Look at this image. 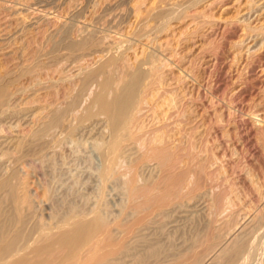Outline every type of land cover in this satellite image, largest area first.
<instances>
[{
    "label": "rangeland",
    "instance_id": "374dc122",
    "mask_svg": "<svg viewBox=\"0 0 264 264\" xmlns=\"http://www.w3.org/2000/svg\"><path fill=\"white\" fill-rule=\"evenodd\" d=\"M187 1H189L190 3L187 2L188 4L186 5L184 4V0H164V1L163 0H146V1L145 0H142V1L140 0H0V68H1L0 69V72H1L0 73V90H1L0 92H2L0 95V226H1L0 228L2 231L7 230L6 232H2L0 230V238H2L4 235L5 237L7 236V238L4 237L5 238L4 241H3L4 238L1 239L0 247H2L3 244L7 243L6 240L8 241V243L10 242L12 244V245H9L10 243L9 244L7 243V245H9L7 246L8 251L10 249H14V248L16 249L17 245L18 244L20 245L21 243L20 246L18 245L21 248L18 251L19 254L17 253L15 255L16 257L12 256L13 258L26 256L27 259L30 260L29 258L32 257L33 260H30L29 262L27 261L28 264H31L35 259L34 256H31L33 254L30 253L35 248L34 245L38 246L40 244L39 242L43 243L42 240L46 241L47 237L49 236L48 233L49 234L52 233L51 235L54 234L52 237L50 235L51 237L50 239L55 238L56 235H58V234H55L56 231L57 232L59 231L57 227L61 225L62 219L68 218L73 212L76 213L77 215L74 217L75 219L71 218V220H69L70 226H72L74 224L73 222L82 220L84 218L88 219L90 217L89 214L92 215L91 213H89L88 215H85L86 217H84L83 212H87L89 210L90 211L97 210V209H98L97 211H100V213H102L103 210L105 209L103 212L104 217H106V219L108 218V221L111 220L110 223L108 222L109 223L108 226L114 225L113 223L114 221L116 224V219L118 221L123 219L125 223H131L137 217L140 218L142 216H145L149 212L150 214L149 216H151V221L153 219V222L154 221L155 222L154 223L152 222L151 224V221H150V223L148 224V227L150 228L147 227L146 231L144 232V236L146 234L145 237H148L149 239L151 237L154 238L156 236L158 239L156 238L154 239L161 240L160 241L161 243L164 241L165 247L163 246V243L161 244V246H163L162 251L165 250L166 253L168 251L175 252V253H171L172 254L171 256L173 257V259H170L172 257L169 256L170 257L169 259L172 262L170 263L169 261L170 264H175V262H178L176 264H185L186 262L190 264L191 259L194 260L195 258L194 255L196 256L199 252L202 251L201 249L203 248V245L199 246L198 241L202 239L205 236V234L209 232L210 222H209V219H207L208 216H206L207 215L206 212H203L202 206L196 203L197 194L199 193L200 190L196 189L197 187L193 186L198 181L196 178H195L197 180L196 182L193 179L195 175H197L198 177L197 164L198 162H201V161L196 162L197 157L194 158L195 154L192 153L193 152L192 150L194 149L191 150L192 151L191 153L192 155L194 154V157H192V159H188L187 157L185 158L190 161L184 162L185 160L183 159L182 155H177V157L179 156L177 160L180 158L178 160L179 163L177 162L178 165L176 164L177 166H175L177 168L174 167L175 168L173 169L174 171L172 170V174H170L173 176L174 175L178 176V175H181L182 172H184V168L187 169V167L189 166L190 167L192 166L191 168L195 167L197 169L196 170L197 174L194 170L195 168H193L192 170L194 171L193 172L194 174H192L191 172L189 176V182L193 180V183L190 182L188 184V187L191 183L193 185L191 184L190 188L187 187V189H192L193 190L192 192L194 193H191V190L188 191L189 194L188 192H186L187 183H185L183 184L184 188L182 186L180 190V192L183 191L182 193H184V194L180 193L181 196L183 197V198L181 197L183 202L180 200L181 198L179 197V200H175L173 202L174 206L172 204L170 205L171 207H168L169 205L166 206L168 207L166 208V210L168 209V211H165L162 216L157 212V210L154 207H151L148 210L147 209L143 210L144 213L143 211H139L137 212L138 213L137 214L130 207L131 202L129 198V188L126 187L128 185L125 186V183L123 182V180L125 179H123V177L120 178L121 176L127 175L123 171L125 169L121 168L120 171H117L116 173L114 172L115 174L112 173L111 175L103 174V171L105 168L103 166H106V163H107L106 147L108 145H106L105 142L109 144L108 140H110L109 138L110 136L104 137L103 135H105L107 131L108 132L106 134L109 135V131H110L109 126H108L109 117L107 113H105L106 112L105 110L104 112L103 109L102 110L96 109L97 104L94 101L95 97L98 95L97 93H100V94L103 93L102 89L100 88L103 87V83L105 82V79H108V78L111 79V77H113L111 79V81H113L111 82V85L116 90V88H118L116 84L119 83L118 84L119 86L121 84V81H123V79L126 78L127 72H131L134 70V68L138 67L139 62L142 61V59L144 58V55L145 56L152 55L155 59V62L158 65L157 67V65L154 62L155 68L156 67L159 68V71L156 68L155 69L156 75H155L154 74L155 72L153 73L151 72L152 70L151 71L148 70L147 65H144L142 67V70H144L148 74V78L146 79L145 84H147L148 81L153 83V81L155 80L154 78H156L157 80H155L156 82L154 81L153 84H150L149 82L147 84L148 86L147 85L145 86L147 88L145 89L144 87V89L140 90L139 92V96L141 95L142 100L145 102L144 103L142 101L143 103L141 102L139 104L140 105L139 108L140 107L143 108L144 107L143 105H145L146 107H144L143 110H140L141 108L139 109V112H142L140 113L141 115L136 113V115L138 114L137 116L139 120L138 124L140 121H143V123L140 122V127H142L141 124L144 125L143 128H140V130L142 129L141 131L144 132L143 129L146 127L145 133L148 134V132L146 131H149V134H151L150 133L151 131L152 134H154V132L157 131L158 136L161 135L164 129L165 130L168 129L167 130L168 132L167 131L163 132L164 138L163 137L162 138L164 140L161 137H159V139L160 138L162 139V140L160 139L161 140L160 143H159V139L155 132V136L157 139L154 140V144H156L155 142L159 143L160 145L168 144L167 147L169 145L173 147V148L168 147V148H171L170 150L176 151V149L178 148L177 146H179L178 149H180V147L183 149L185 148L187 141L184 140L185 139L184 137L187 138L188 135L191 136L192 134H195V135H192L191 137L200 135L202 133L201 131L205 133L204 130H206L207 126L210 124V119L213 115V111H212L213 108L209 104L210 101L208 100L209 97L208 99H206L207 97L204 96L205 97L204 98L202 96V94L205 93L206 91L203 86L205 82H207L208 80L209 72L213 69V63H215V60L213 57L214 55L212 54L209 46L212 47V46L223 43V52L220 54L221 55L220 63L222 62V65H220L219 63V66L221 67L220 68L221 70L223 69L221 76H223L225 71H226L225 72L226 76L221 77L222 79L220 78L221 82L222 80L224 81L223 82L224 85L221 82H220V85L222 84L223 86L227 85L228 87H230L231 84L229 82H232V80H234L232 84L233 91H231V93L236 92L237 88H239L240 86L238 81H236V79L234 78L233 73H236L237 69L239 70V68L242 69L245 61L247 59L249 60L250 57L252 58V55L253 57H255V55L257 56L258 54L259 56H262L261 61H259L260 63L258 62L259 64L258 63L256 64V67L258 68V71L260 73L257 71V68H256L255 74L258 72V75L260 74L261 76L264 73V49L263 48L259 49L261 46V41L264 40V29H263L264 0H193V1L187 0ZM185 3H186V0H185ZM136 4L138 5V7H136L137 9H135ZM172 10H174L178 15H175L173 19L170 18L169 20H167V22H164L163 24H161V26L158 27V25L160 24L154 21V18L156 19L154 15L155 12L159 14L161 12L164 14H167ZM136 11H139V13H141L140 17L138 15L139 13L137 14L138 17H135L136 15L134 13H137ZM183 11H186V12H183ZM142 15H144L145 18ZM148 19H150L151 21ZM145 20L148 21L146 22L147 24L144 22ZM118 21H120V23ZM150 22L155 23V24L157 23L156 24L157 26L155 24L154 26ZM146 25H149L150 28H148ZM144 26L145 28L147 27L149 30L151 29V31H149L146 28V31L144 32L143 31L145 30ZM151 26H154L156 29ZM131 27L134 29H132ZM93 29L94 31L92 32ZM137 30L138 31L140 30L139 33ZM89 32H92V33H89ZM150 33L154 35L151 34L152 35L151 36L149 35ZM148 35H149V38L153 37L156 42L154 41L153 38H150V40L146 38L148 37ZM256 35L259 37H257ZM99 36L101 37L99 38ZM88 37L90 38L89 39L90 42L89 40H87L89 44L84 45V42H85L84 39H87ZM134 37L135 38L138 37V38L135 39ZM91 39L93 41H91ZM94 39L98 41L96 42ZM122 39H124V41ZM82 40L83 42H81ZM99 41L100 42L102 41V42L100 43ZM132 41H133V44H132ZM73 42L75 44L76 50L74 48ZM77 42L78 44L80 42L81 44L84 45V47L86 46V48H84L83 46H81V44H79L81 46L80 47L77 44ZM67 45L68 47L71 45L70 47H72V50L68 48ZM99 46L101 49L102 48L104 49V47H106L105 50L107 52L105 50L101 52L100 51L101 49L99 48ZM118 47L119 49L121 47V51L122 50L123 51L122 52L119 51ZM129 48L130 49L132 48V49L130 50ZM122 54L126 57L127 60L130 59V63L129 61L125 59V57ZM119 57H120V61L118 59ZM110 58L116 59V61L118 59V61L116 62L117 64H115L114 67H118V64H119L121 65L122 69H120V67H118L119 69L111 67V68H114V70L117 69L116 70L117 72L114 71L115 72L114 73L113 69L108 68L107 70L110 69L109 71H111L108 74H106L107 72H109L107 70L102 71L103 74H101V71L100 73L98 72L97 74H95L97 71H99L100 65H102L103 62H105L106 60ZM122 58L125 60H122ZM135 58L138 61H136ZM244 59L245 61L243 62ZM135 61L138 64L133 63ZM239 62L241 63V65L242 64L243 65L241 66ZM96 64H98L99 66H96ZM44 66L46 67V69ZM128 66L129 68L126 69ZM130 66H132L133 68ZM223 66L225 67L227 66L226 67L227 70H225L226 68L225 69L222 68ZM125 69L128 71H126L125 78L122 79V77H124L123 75H124ZM120 70L121 71L124 70V71L120 72ZM83 71L85 72L87 71L86 73L88 75ZM8 72L10 73L8 74ZM150 72H151V75L154 74L156 77L152 75L154 77L149 80V78L152 77V76L149 77ZM118 73L120 75L122 73L123 75L119 77L120 75L118 76ZM1 74L3 75L1 76ZM59 74H62V75H59ZM85 74L86 76H89V74H91L92 77L96 76L94 77L96 79H98L97 77H99L100 75V78L102 77V80L100 78H99L100 80L99 79L96 80L94 78L92 79L89 76L90 79L93 80L91 81L89 78L87 79ZM101 75H104V76H101ZM194 75H197V76H194ZM227 75L229 79L231 78L230 79L231 81L227 78ZM39 76H40V79H39ZM114 77L117 79L115 80ZM85 78L87 79L86 85L84 84V81H83ZM69 79L71 80V82ZM199 79L200 80L202 79V80L200 81ZM95 80L98 82H96ZM262 80L263 81L259 83L254 81L256 82V86H255L256 88L252 90L253 93L247 92V94H245L244 96L242 95L246 100V101L243 100L245 102L242 101L243 102L242 103L240 101L243 99V97H239V99H237V101H239L240 104L242 103L240 107L242 106L243 109L249 112H246L244 110V113H242L239 118L231 119L229 123L230 125L228 124L229 126L225 127L227 130H229L228 132L230 133V135L233 134L232 135L233 137L231 136V138L234 139V134L236 133L237 129L234 128L233 130L232 128L235 127V121L238 122L239 120V122L241 121V123L245 122V123H242V126L239 125L240 128H242V130L241 129L240 130L243 131V133H245L244 130L246 129V132H248L246 133L248 134L247 138L251 139V140L248 139V143H252V144H249L250 146H252L251 148L249 145L248 146L252 153H256L255 155L252 156V153L250 151L245 150L246 158H247L246 161H250L249 163L252 162L251 164L256 163V159L257 157H259V155L260 157H262L261 155H263L264 157V150H263L264 149L263 148L264 146V143H263L264 142V94H263L264 93L263 91L264 90V84H263L264 78H262ZM61 81H62V85H61ZM90 81H91L92 87L91 85L90 86L88 85L89 84L88 82ZM94 81L99 84H95ZM114 81H118V82L115 84ZM222 85H221V88L223 87ZM227 86L226 88L225 87L223 88L227 90ZM5 87H7L8 89L7 88L5 89ZM148 87H150L149 91H147ZM154 89L156 90L154 91ZM161 89L166 93H163ZM168 89L170 90L168 91ZM66 90H69V91H66ZM94 90L97 91V92H94L95 94H93ZM108 90L109 91L107 92L108 94H110L111 93L110 90L112 91V89H108ZM144 90L146 91L145 93L147 95L144 93ZM151 90L154 94L153 96L151 95L152 92L150 93ZM154 92L155 93L157 92V93L155 94ZM171 92L173 93L168 95ZM91 93L93 95H91ZM108 94H107V97H108ZM142 94H145V98H144V95L142 96ZM90 95L94 98L93 99L90 97L92 101L86 99V98L89 99V97L87 96H90ZM94 95L96 96L94 97ZM170 96H173L174 98L176 96L177 100L173 99ZM146 97L148 98L149 102L153 100L150 105ZM152 97L154 98L152 99ZM108 98H111V97L109 96ZM166 98H168V102ZM3 99L5 102L3 101ZM85 100L88 101L87 103L89 104H87V108H85V110L86 109L87 110L84 111L85 112L84 113L83 112L84 106L82 105L84 103H85L84 105H86ZM164 100H166V102H163ZM172 100H173V103H175V105L172 103ZM93 102L96 104V105L94 104V107H95L94 109H93ZM161 102H163L164 104H162ZM159 104L160 106L162 104V106L160 107ZM254 108L258 110L256 111ZM81 109H82V112H81ZM91 109H92V114H91ZM218 109L220 110L221 108L218 107ZM251 109L253 110V113ZM152 110H155V111H152ZM161 110L162 112L164 111L165 112L162 113ZM175 110L177 112H175ZM89 111H90V114H89ZM93 111H96L97 113L101 111L102 116H103V113L105 115L101 117V115L98 116L99 114ZM188 111H189V114H188ZM80 112L81 114L83 113L84 115H81V116L80 114L78 115V113ZM250 112L252 114H250ZM172 113L174 114L173 116L177 114L176 117H174L175 119L171 115ZM77 115L80 117L77 118ZM94 115L96 116L94 117ZM182 116H185V117L182 118ZM209 116H210V119H208ZM86 117H88L89 119L91 118V119L89 120ZM82 118L84 119V121L82 120ZM85 119H88V120H85ZM198 120H199V123H198ZM164 121H166V123ZM178 121H180L181 123ZM204 122L205 123L209 122V124L207 125ZM232 122H234L233 126L231 125ZM239 122L238 124H241ZM185 123L188 125L186 126ZM175 124H179V125H175ZM195 126L197 128H195ZM200 127H202L204 130ZM160 129L163 131H161ZM174 129H177L178 133L179 131H181L180 132L181 134H178L176 132L177 130H174ZM222 129L223 128L219 129L218 131L219 134L217 133L214 134L211 132V134H214L213 136L212 135L210 136V133H209V136L211 138L215 137V139L210 138L211 139L210 140L209 136H207L210 143L214 145L215 144L218 145V141L216 140V138L220 137L219 139L221 140L222 139L221 136H223L222 132L226 133L225 131H223L226 129H223V130ZM186 130H188L189 132L193 131L194 133L193 132L192 133L190 132L191 134L187 133ZM141 131L139 132L144 135V133ZM232 131L234 133H231ZM183 132L187 133V136L185 134H182ZM147 134L144 135L145 138L144 137L142 138L141 136V140L144 142L142 144L141 143L142 141L140 140L141 141L140 143L143 146L145 145V143H147V141L145 142L146 138L148 137ZM165 134L166 135L168 134V135L166 136ZM236 134H235L234 140H236V138L238 137ZM224 136H223L224 138L229 137V136L226 137V135ZM197 137L191 138L192 140L196 139L195 140L196 144H197L196 141H198L197 139H199V136ZM166 138L168 140V141L166 140L167 144L165 141ZM232 139L230 141L229 140L224 141L226 139L223 140L226 144V150H227L226 152L225 151L223 152V148L221 145H218V147L215 149L217 156L220 158L221 161H223L222 163L224 164L222 163L218 164V162H220V160H218V162H216L214 165L216 167H219L222 174H225L226 172L225 174L226 176L229 175V173L231 172V168L227 167V165L228 166L231 165L229 163V156H233L231 157V159H234V157L236 156L233 155V152H235L239 147H240L239 148L240 151L244 150L242 147L243 145L241 146L240 140H238V138L237 140L239 142L236 140L237 142L233 141V143L228 144L229 142L232 141ZM163 141L165 142L163 143ZM176 142H178L179 144ZM181 142H184L185 144ZM192 142L194 144V141ZM234 142L236 143V145ZM255 142L256 144H254ZM140 143H139L140 146L138 145L139 148L143 147ZM180 143L182 145L184 144V147L181 146ZM175 144L177 146H175ZM232 144L235 147H232L233 146ZM229 146H231L234 149H232ZM145 148H146V145H145ZM145 148L143 149L140 148L141 149L140 151L142 150L144 151ZM137 149L138 147L136 148V151ZM228 149L229 150L231 149L233 152L231 151V154H230ZM239 149L236 151L237 154L240 152ZM180 150L181 151H179L177 154L183 153L182 149ZM253 150H256V151H253ZM220 151H222L223 153ZM247 152H250L249 155H251V157L248 158L249 155L247 154ZM258 152L261 154H258ZM139 153L136 152L137 155ZM136 154L133 155L132 153V155L130 154L129 157H128L129 155L128 154L126 156V159L125 157L123 159L125 160L129 159L128 165L133 164V162L135 163L136 161L135 159L138 158L136 157ZM237 154L235 153V155ZM139 155L141 156V154ZM227 155H229L228 158H226ZM131 157L132 158L136 157L134 158L135 161L131 159ZM263 157L262 159H264ZM198 158L199 160L202 159L201 156H199ZM125 160L123 162H125ZM132 160L133 162H131ZM191 161L193 162L195 161L196 163L195 162L194 163L196 165L193 166L192 164L194 163H191ZM151 162L150 160L149 161L147 160V162H141L142 164L141 163L138 164L140 165V167L137 166L138 168L136 170L138 171L136 172L140 173V175L135 173V176L138 177L137 175H139V177L142 179H140L139 177H138L139 179L136 178L138 179L137 181L140 180L137 183L141 185V181L143 180L142 182H144V179H146L145 182H147V180L151 181L156 178L154 180V184L157 182L156 184L157 185L159 184L158 187L160 188V185L163 186L161 180L164 177L163 174L165 173V171L162 170V167L157 166L158 162L156 160H154V162L153 161ZM182 162L186 164L184 165ZM187 162H190L191 165L189 164V166H187L188 164ZM179 164L181 165L179 166ZM182 164L184 166H182ZM244 164L246 163L244 162L243 165ZM128 165L127 163H125L123 166L127 167ZM155 165L157 166L158 169H156ZM220 165L224 166L223 169L225 168V171H222V166ZM181 166L184 168H182ZM208 167L210 168V166ZM191 168L189 169L190 171H192ZM244 168H243L244 170L243 172L247 173L246 180H248L247 182H249L250 184L251 182L249 178L251 177H249L248 174L249 173L251 174L253 170H250L251 171L250 172L249 171L250 168L248 169H244ZM211 169L212 167L209 170ZM179 170H183L181 174H178L180 173ZM209 170H206V171H209ZM220 170H218L219 173L217 171H215V173H218L222 177V174H220ZM246 171H248L249 173ZM175 172H178V173L175 174ZM258 173L257 171L253 172V178L255 177L254 179H256ZM113 175H115V177ZM162 175L163 177H160ZM219 175H217L216 178ZM240 175L245 176L244 173ZM124 177L129 179V177H126V176ZM223 177L220 180H223ZM232 177H237V174H234V176L232 175ZM205 178L206 179H202L204 180L203 183H206L205 182L206 180H208L207 183H209L210 179L209 178L207 179V177ZM125 182L127 184V181ZM238 182L240 183V181ZM148 183H153V181L148 182ZM207 183H206V188H208L207 185H209ZM162 186L161 188H163ZM192 186L193 188L196 189L197 193L194 191L195 189H193ZM238 186H240V184ZM239 192L241 193V191ZM25 193L27 194L26 196H25ZM195 193H196V196H195ZM191 194L193 195V197H191ZM188 196H189V199L191 197L190 200L188 199ZM17 198H19L20 200L23 198L21 203L19 202L20 200ZM27 200H29V204L28 202H24ZM262 200L264 201V198L261 199L260 208H264L262 206L264 204ZM176 201L178 205L175 204ZM178 201L181 206L179 205ZM99 203H102V204H99ZM96 204L98 205V207ZM86 208L87 209L90 208V209L87 210ZM99 208H104V209H101L102 210L101 211L99 210ZM84 209L87 211H85ZM154 209L156 211H153ZM78 210H84V211H82V214H81V211H79L78 212L80 214L79 215L77 213ZM68 212L69 214L66 215ZM64 214L66 216H64ZM62 216L63 218L61 219ZM153 216H157L156 218H160L161 220L160 219L157 220ZM59 218L61 219V221L59 220ZM154 219H156L157 221ZM249 221L247 220V222L249 223L247 224V226H244L246 224L245 222H241V224H238L236 227L237 228L239 227L240 229L241 227H248L249 225H251ZM54 223L55 224L58 223V224L55 225ZM187 224L189 226H187ZM2 226H4L5 229ZM70 226L69 227L67 226L65 229H69ZM111 226L110 228H113V229H110V228L109 229L111 233L114 232L113 233L114 235L117 232L116 233L117 236L115 235V237H117L119 242L127 241L130 239V238L129 239L127 238L128 236L130 237L131 235L127 234L128 236H126L125 234L121 232L120 228H118L117 226H113V227ZM64 227H63V230H64ZM8 228L10 230H8ZM50 228L51 229L53 228V229L51 230ZM260 229L263 230L264 232V225ZM189 230H193V232ZM259 230H258L259 233H257V236L258 235L262 236V233H260L262 231L261 230L259 231ZM195 231L198 234H196ZM43 234L44 236L46 235V237H44L45 239L41 238L42 240L40 241L39 236ZM113 234H111L112 237H113ZM160 234L163 236H161ZM198 238L200 239L197 241ZM36 239H38L39 242H37ZM262 241H264V234L262 237ZM15 242H17L16 243L17 245L14 247L13 243ZM23 245L25 247H23ZM31 245L33 246L32 249L30 248L31 251L30 249H26V248L31 247ZM21 246L23 247V249ZM7 247L6 246L4 247V245L2 247L3 252L6 254L8 252L6 250ZM165 248H167L168 251H166L167 249ZM191 248H192V251H191ZM187 251L189 252V254ZM196 252L197 254H195ZM262 252L263 253H261V256L258 257V261H255L256 262L255 264H257V262L260 263L259 262L260 259H261L260 261L264 259V244L262 245ZM174 254H176V256H179V257L176 258ZM42 257H44V255H42ZM8 260L10 261L13 259H11L10 257V259L8 258ZM183 260H185L184 261L185 263L183 262ZM7 262H4V263L7 264Z\"/></svg>",
    "mask_w": 264,
    "mask_h": 264
},
{
    "label": "bare ground",
    "instance_id": "6f19581e",
    "mask_svg": "<svg viewBox=\"0 0 264 264\" xmlns=\"http://www.w3.org/2000/svg\"><path fill=\"white\" fill-rule=\"evenodd\" d=\"M140 1H142V0H140ZM146 1V0H145ZM164 1V0H163ZM190 1H193V0H190ZM144 2V1H143ZM190 3L189 1H187L186 0V3H185V0H184V4H188V3ZM257 2V1H256ZM153 3H154V1H153ZM155 3H157V2H155ZM193 3V2H192ZM197 3V2H196ZM195 3V4H196ZM167 4V3H166ZM145 5V4H144ZM133 6H135V5H133ZM136 7H138V5L136 4V6H135V9H137ZM188 7V6H187ZM183 8V7H182ZM134 9V8H133ZM150 9H151V7H150ZM154 9V8H153ZM185 9V8H184ZM138 10H139V8H138ZM147 10H148V8H147ZM146 10V11H147ZM188 10V9H187ZM162 11V10H161ZM135 12V11H134ZM137 13H134L136 16L135 17H138L137 16V14L139 13V11H136ZM148 12V11H147ZM146 12V13H147ZM183 12H186V11H183ZM182 12V13H183ZM255 12V11H254ZM126 13V12H125ZM124 13V14H125ZM145 13V12H144ZM157 12H155V17H156V19L154 18V21L155 22H158L160 25H158V27L159 26H161V24H163L164 22H167V20H169L170 18H172L173 19V17H175V15H178L174 10H172V11H170L169 13H167V14H164V13H157ZM180 13V12H179ZM81 14H82V12H81ZM140 14L141 13H139L138 15H139V17H140ZM143 14V13H142ZM77 15H78V13H77ZM142 16H144V15H142ZM181 16V15H180ZM186 16V15H185ZM123 17V16H122ZM149 17V16H148ZM152 17V16H151ZM184 17V16H183ZM125 18V17H124ZM144 18H145V16H144ZM181 18V17H180ZM137 19V18H136ZM143 19V18H142ZM141 19V20H142ZM152 19V18H151ZM119 20V19H118ZM140 20V21H141ZM148 20H150V19H148ZM177 20V19H176ZM124 21V20H123ZM122 21V22H123ZM151 21V20H150ZM153 21V20H152ZM153 21V22H154ZM246 21V20H245ZM106 22V21H105ZM119 23H120V21H118ZM121 22V23H122ZM145 23L146 22H148L147 20H145L144 21ZM143 22V23H144ZM138 23V22H137ZM140 23V22H139ZM150 23H152V22H150ZM149 23V24H150ZM147 24V23H146ZM153 25L155 24V23H152ZM151 24V25H152ZM157 24V23H156ZM155 24V25H156ZM118 25V24H117ZM140 25V24H139ZM143 25V24H142ZM154 25V26H155ZM168 25V24H167ZM166 25V26H167ZM148 28H150L149 27V25H146ZM154 26H151V27H153V28H155ZM157 26V25H156ZM113 27V26H112ZM111 27V28H112ZM114 27H116V26H114ZM135 27V26H134ZM146 27V28H147ZM168 27V26H167ZM249 27V26H248ZM118 28V27H117ZM132 28V27H131ZM136 28V27H135ZM140 28V27H139ZM144 28H145V26H144ZM146 28H145V30H143L142 28V30L145 32L146 31ZM147 28V29H148ZM132 29H134V28H132ZM156 29V28H155ZM154 29V30H155ZM159 29V28H158ZM165 29H166V27H165ZM249 29V28H248ZM251 29V28H250ZM258 29V28H257ZM261 29V28H260ZM263 29H264V26H263ZM149 30V29H148ZM253 30V29H252ZM94 31V29L92 30V32ZM133 31V30H132ZM138 31V30H137ZM140 31V30H139ZM139 31H138V33H139ZM149 31H151V29L149 30ZM92 32H89V33H92ZM96 32V31H95ZM136 32V31H135ZM248 32V31H247ZM250 32V31H249ZM131 33V32H130ZM141 33V32H140ZM153 33H154V31H153ZM159 33V32H158ZM251 33V32H250ZM145 34V33H144ZM146 34H148V33H146ZM152 33H150L149 35H151ZM249 34V33H248ZM95 35V34H94ZM131 35V34H130ZM135 35V34H134ZM133 35V36H134ZM149 35H148V37H146V38H148L149 40H150V38H153V37H150L149 38ZM152 35H154V34H152ZM151 35V36H152ZM250 35V34H249ZM257 35H259V34H257ZM256 35V36H257ZM262 35V34H261ZM88 36V35H87ZM105 36V35H104ZM101 36H99V38H100ZM157 37V36H156ZM257 37H259V36H257ZM65 38V37H64ZM94 38H95V36H94ZM135 38V37H134ZM136 38H138V37H136ZM135 38V39H136ZM145 38V39H146ZM90 38L88 37L87 39H84L85 40V42H86V44H85V42H84V45H88L89 44V42H90V40H89ZM126 39V38H125ZM140 39V38H139ZM154 39V38H153ZM247 39V38H246ZM256 39H258V38H256ZM87 40H89V42L87 41ZM95 40V39H94ZM123 41H124V39H122ZM121 40V41H122ZM131 40V39H130ZM91 41H93L92 39H91ZM96 41V40H95ZM98 41V40H97ZM96 41V42H97ZM138 41V40H137ZM153 41V40H152ZM154 41H155V39H154ZM81 42H83V40L81 41ZM88 42V43H87ZM100 42V41H99ZM102 42V41H101ZM100 42V43H101ZM131 42V41H130ZM156 42V41H155ZM106 43V42H105ZM112 43V42H111ZM115 43V42H114ZM129 43V42H128ZM239 43V42H238ZM64 44V43H63ZM73 44H74V42H73ZM77 44H78V42H77ZM79 44H81L80 42H79ZM78 44V45H79ZM122 44V43H121ZM127 44V43H126ZM125 44V45H126ZM132 44H133V41H132ZM78 45H76V46H78ZM84 45L83 44H81V46H83L84 47ZM91 45V44H90ZM106 45V44H105ZM120 45V44H119ZM63 46V45H62ZM71 46V45H70ZM68 47V45H67V47L68 48H70L71 50H72V47ZM73 46V45H72ZM80 46V45H79ZM80 46V47H81ZM103 46H104V44H103ZM109 46V45H108ZM246 46H247V44H246ZM245 46V47H246ZM58 47V46H57ZM80 47H79V49H80ZM124 47V46H123ZM128 47H129V45H128ZM210 47V50H211V52H212V54L214 55L213 57H214V60H215V63H213V69L209 72V77H208V80H207V82H205V84H204V88H205V93H203L202 94V96L204 97H207L206 99H208V97H209V101H210V105H211V107L213 108V115H212V117H211V119H210V116H211V114H210V116L208 117V119H210V124H209V122L208 123H205V124H209L208 126H207V128H206V130H204L202 127H200V128H202L204 131H205V133H203V131H201L202 133L200 134L199 132V134L200 135H197V136H199V139H197L198 141H196L197 142V144L195 143V140L196 139H194V140H192L191 138H196L197 136H194V137H191L192 135H195V134H192L191 136L190 135H188L189 137H191V138H189L188 136H187V133H192L193 131H188V130H190V129H188V130H186L187 131V133H184V132H186V131H184L182 134H185L186 136H187V138L186 137H184L183 139L184 140H186L187 141V144L185 145V148L183 149V148H181L180 147V149H182V151H183V153H181V154H177L179 151H181L180 149H178L179 148V146H177L176 144H175V146H177L178 148L176 149V151L175 150H170L171 148H173V147H171L170 145L168 146V147H171V148H168L167 147V138L165 139V141H166V144L167 145H165V144H162V145H160L159 143L161 142V140L164 138V136H163V132L164 131H167V130H165L164 129V131L163 130H161V131H163L162 133L161 132H159V133H161V135H159L158 136V134H157V131H155L156 132V135H157V137H158V139H159V137H163L161 140L159 139V143H157V142H155L156 144H154V140L155 139H157L156 138V136H155V132H154V134H152V132L150 131V133L152 134H149V131H146V132H148V134L150 135H148L147 133H145V128L143 129L144 130V132L143 131H141L140 130V128H143V126L144 125H142L141 124V126L142 127H140V122L141 123H143V121H140L139 122V124H138V114L139 115H141L140 113H142V112H139V109L140 110H143V108L144 107H146L145 105H143L144 107L142 108V107H140L139 108V104L143 101L142 100V98H141V95L139 96V92H140V90H142V89H144V87L150 82V81H148V83L147 84H145V82H146V79L148 78V74L144 71V70H142V67L144 66V65H147L148 66V70H152L151 72H155V69L158 67V65H157V63L155 62V59H154V57L152 56V55H149V56H145L144 55V58L142 59V61H140L139 62V65H138V67H136V65H135V67L136 68H134V70L133 71H131V72H127V74H126V71H128V70H126V69H128L129 68V66L125 69V72H124V75L121 73V75H123L124 77H122V79L123 78H125V74H126V78L125 79H123V81H121V84L118 86V84H116L118 81H114V83L117 85V87L118 88H116V90H115V88H113V86L111 85V82H113V81H111V79L113 78V77H111V79H105V82L103 83V87L102 88H100V87H98V88H100V89H102V92L103 93H97L98 95L96 96V95H94V97H95V99L91 96V95H93V94H95L94 92H97V91H93V94L91 93V95L90 96H87V97H89V99L88 98H86L87 100H91V98H93L94 99V101H95V103L97 104H95L94 102H93V109L95 108L94 107V104L98 107V106H100V107H96V109H100V110H102L103 109V111L105 112V113H107V115H108V117H109V119H108V122H109V135H107L106 133L108 132H106L105 133V135H107V136H105V135H103L104 137H109L110 138V140H108L109 141V144L108 143H106L105 142V144L106 145H108L107 147H106V153H107V163H106V166H103V167H105L104 168V171H103V174L104 175H107V174H112V173H116L117 171H120V169L122 168V169H125V170H123L124 172H125V174H127V175H124V176H126V177H129V179L128 178H125L124 176H121L120 178H122L123 177V179H125V180H123V182L125 183V186L126 185H128V186H126L127 188H129V198H130V202H131V208H132V210L133 211H135L136 213L137 212H139V211H143V210H148V209H150L151 207H154L156 210H157V212L162 216L163 214H164V212L165 211H168V209L166 210V208H168V207H171L170 205L172 204L173 206H174V201L175 200H179V197L181 198L182 196H181V194H184V193H182V192H180V190H181V188H182V186H183V188H184V185L183 184H185V183H187V185H186V189H187V187H188V184L190 183V182H192L193 183V180L196 182L197 180V184L195 185H193L192 183V185L193 186H195V187H197L196 189H199L200 191H199V193L197 194V199H196V203H198L200 206H202V209H203V212H206V216H208V218L207 219H209V222H210V224H209V232L207 233V234H205V236L202 238V239H200V238H198L197 239V241H198V245L200 246H202L203 245V248L201 249L202 251L201 252H199L198 254H197V252L195 253V254H197L196 256L194 255V257H192V258H194V260H192L191 259V261H193V262H191L190 260V264H255L256 262L255 261H258V257H260L261 256V253H263L262 252V245L264 244V241H262V237H263V234H264V232H263V230H261L260 228L264 225V208H260V203H261V199L262 198H264V159H262V157H263V155H261L262 157H260V155H259V157H257V159H256V163L255 164H251V163H249L250 161H246L247 160V158H246V151H250L251 152V150H250V148L252 147V146H250L249 144H252V143H248V139L249 138H247L248 136V134H246V133H248V132H246V129L244 130L245 131V133H243V131H241L242 130V128H240V126H242V123H245V122H242L241 123V121L239 122V120H238V122L239 123H241V124H238V122L237 121H235V127H233L232 129L234 130V128H236L237 129V131H236V135L238 136H236L237 138H238V140H240V143H241V146L243 147V149L244 150H242V151H240V147L238 148L239 149V153L237 154V150L235 151V152H233L231 149L229 150V152H230V154H231V151L233 152V155L234 156H236V157H234V159H231V157H233V156H229V155H227V157L226 158H228V156H229V163L231 164L230 166H228L227 165V167H230L231 168V172L229 173V175H225L226 174V172H225V174H222V172H221V170L219 169V167H216L214 164L216 163V162H218V160H220V158L217 156V153L215 152V149L218 147V145H221L222 146V148H223V152L225 151H227L226 150V144H225V142L224 141H227V140H229L230 138H231V136L233 135V134H231L230 135V133L228 132L229 130H227L225 127L226 126H229L230 124V121H231V119H237V118H239L240 117V115L242 114V113H244V110L245 109H243V107L241 108L240 107V105L243 103V102H245L246 100H245V98L243 97L245 94H247V92H252L253 93V89H255L256 87V82L257 83H259V82H261V81H263L262 80V78H264V73L260 76V74L258 75V68L256 67V64L259 62V61H261V59H262V56H259V54L256 56L255 55V57H253V55H252V58L250 57V59L248 60H246L245 61V59L243 60V62L245 61V63H244V66H243V68L242 69H240L239 67H237V68H239V70L237 69V71H236V73H233L234 74V78L236 79V81H238V83L240 84V86H239V88H237V91L236 92H234V93H231V91H233V88H232V84H233V81L234 80H232V82H229L230 84H231V86H230V84H229V86L231 87H228L226 84V86H227V90L225 89L226 88V86H223L224 85V81L222 80V82L220 81V78L221 77H223V76H226L225 74V72H224V74H223V76H221V73H222V70L220 69L221 67L219 66V63H220V58H221V53L223 52V43L222 44H218V45H215V46H209ZM244 47V48H245ZM55 48V47H54ZM62 48V47H61ZM74 48H75V44H74ZM78 48V47H77ZM84 48H86V46L84 47ZM99 48H100V46H99ZM105 48L106 47H104V49L102 48H100L101 50V52H103V50H105ZM261 48H263L264 49V40H262L261 41V46H260V48L259 49H261ZM60 49V48H59ZM82 49V48H81ZM118 49H119V47H118ZM130 49V48H129ZM128 49V50H129ZM132 49V48H131ZM130 49V50H131ZM54 50V49H53ZM57 50V49H56ZM75 50H76V48H75ZM85 50H87V49H85ZM162 50V49H161ZM83 51V50H82ZM106 51V50H105ZM104 51V52H105ZM119 51H121V47H120V49H119ZM123 51V50H122ZM121 51V52H122ZM125 51V50H124ZM127 51V50H126ZM164 51V50H163ZM261 51V50H260ZM38 52V51H37ZM90 52V51H89ZM93 52V51H92ZM107 52V51H106ZM259 52V51H258ZM257 52V53H258ZM39 53V52H38ZM99 53V52H98ZM120 53V52H119ZM125 53V52H124ZM123 53V54H124ZM87 54V53H86ZM100 54V53H99ZM122 54V55H123ZM143 54H144V52H143ZM153 54V53H152ZM35 55V54H34ZM37 55V54H36ZM39 55V54H38ZM74 55V54H73ZM82 55V54H81ZM104 55V54H103ZM102 55V56H103ZM121 55V54H120ZM148 55V54H147ZM115 56V55H114ZM119 56V55H118ZM124 56V55H123ZM126 56H127V54H126ZM34 57V56H33ZM109 57V56H108ZM121 57V56H120ZM120 57L118 58L119 59V61H120ZM125 57V56H124ZM129 57V56H128ZM127 57V58H128ZM257 57V58H256ZM35 58V57H34ZM83 58V57H82ZM81 58V59H82ZM137 58V57H136ZM136 58H135V60H136ZM80 59V60H81ZM107 59V58H106ZM118 59H117V61H118ZM125 59H126V57H125ZM125 59H123L122 58V60H125ZM38 60V59H37ZM102 60V59H101ZM100 60V61H101ZM127 60V59H126ZM158 60V59H157ZM163 60V59H162ZM239 60V59H238ZM77 61V60H76ZM116 59H113V58H110V59H108V60H106L105 62H103V64L102 65H100V67H99V71H97L95 74H97L98 72L100 73V71H101V74H103L102 73V71H105V70H107L108 68H111V67H114L115 66V64H117L116 62ZM127 61H129V63H130V59L129 60H127ZM136 61H138V60H136ZM133 62V63H137V62ZM73 62V61H72ZM122 62V61H121ZM124 62V61H123ZM154 62H155V64L157 65V67L155 68V65H154ZM242 62V63H243ZM77 63V62H76ZM75 63V64H76ZM98 63V62H97ZM101 63V62H100ZM118 63H120V62H118ZM125 63V62H124ZM132 63V62H131ZM132 63V64H133ZM207 63V62H206ZM240 63V62H239ZM260 63V62H259ZM258 63V64H259ZM138 64V63H137ZM234 64H235V62H234ZM238 64V63H237ZM236 64V65H237ZM124 65H126V64H124ZM129 65V64H128ZM220 65H222V62L220 63ZM230 65H232V64H230ZM240 65H241V63H240ZM243 65V64H242ZM241 65V66H242ZM39 66V65H38ZM43 66V65H42ZM96 66H99L98 64H96ZM117 66V65H116ZM239 66V65H238ZM37 67V66H36ZM45 67V66H44ZM47 67H49V66H47ZM118 67H120V69H122V67H121V65H119L118 64ZM118 67H114V68H118ZM130 67H132V66H130ZM227 67V66H226ZM225 66H223L222 68H226ZM231 67V66H230ZM41 68V67H40ZM39 68V69H40ZM98 68V67H97ZM96 68V69H97ZM114 68H111V69H113V72L114 71H116V70H114ZM133 68V67H132ZM146 68V67H145ZM154 68V69H153ZM208 68H209V66H208ZM256 68H257V73L255 74V72H256ZM1 69V68H0ZM33 69V68H32ZM45 69H46V67H45ZM95 69V68H94ZM119 69V68H118ZM158 69V71H159V68H157ZM230 69V68H229ZM235 69V68H234ZM263 69V68H262ZM19 70V69H18ZM110 70V69H109ZM109 70H107V71H109ZM225 70H227V68L225 69ZM261 70V69H260ZM51 71H53V70H51ZM55 71V70H54ZM62 71H63V69H62ZM61 71V72H62ZM87 71H88V69H87ZM86 71V72H87ZM124 71V70H123ZM123 71H121L120 70V72H123ZM231 71H232V69H231ZM231 71H229V72H231ZM235 71V70H234ZM26 72H27V70H26ZM83 72H85V71H83ZM85 72V73H86ZM111 71H109V72H107L106 74H108V73H110ZM117 72V71H116ZM119 72V71H118ZM119 72V73H120ZM151 72H150V74H149V77H151L152 75H156V72L154 73V74H152L151 75ZM1 73V72H0ZM10 72H8V74H9ZM19 73V72H18ZM28 73H30V72H28ZM64 73V72H63ZM89 73V72H88ZM115 73V72H114ZM118 73V76L120 75ZM260 73V72H259ZM23 74V73H22ZM87 74V73H86ZM86 74H85V76H86ZM117 74V73H116ZM115 74V75H116ZM200 74V73H199ZM198 74V75H199ZM232 74V75H233ZM3 74H1V76H2ZM20 75V74H19ZM24 75V74H23ZM59 75H62V74H59ZM88 75V74H87ZM112 75V74H111ZM121 75L119 76V77H121ZM154 75V76H155ZM161 75V74H160ZM204 75V74H203ZM230 75V74H229ZM231 75V76H232ZM256 75V76H255ZM25 76V75H24ZM89 76L93 79L94 77H96V76H91V74H89ZM89 76H86L87 77V79L89 78L90 79V77ZM98 76V75H97ZM101 76H104V75H101ZM117 76V75H116ZM154 76H152L151 78H149V80L150 79H152ZM164 76V75H163ZM185 76V75H184ZM183 76V77H184ZM194 76H197V75H194ZM63 77V76H62ZM68 77V76H67ZM108 77H109V75H108ZM156 77V76H155ZM162 77V76H161ZM202 77V76H201ZM18 78V77H17ZM24 78V77H23ZM71 78V77H70ZM80 78H82V77H80ZM84 78V77H83ZM98 79L100 78V75H99V77H97ZM227 78H228V75H227ZM256 78V79H255ZM39 79H40V76H39ZM86 79V78H85ZM83 80L84 81V84L86 85L87 84V79L86 80ZM94 79H96V78H94ZM98 79H96V80H98ZM101 80H102V77L100 78ZM99 79V80H100ZM114 79L116 80L117 78H115L114 77ZM122 79H120V80H122ZM155 80H157L156 78H154ZM153 79V80H154ZM161 79V78H160ZM159 79V80H160ZM222 79V78H221ZM229 79V78H228ZM231 79V78H230ZM229 79V80H230ZM255 79V80H254ZM62 80V79H61ZM64 80V79H63ZM70 80V79H69ZM82 80V79H81ZM91 80V79H90ZM95 80V81H96ZM154 80V81H155ZM162 80V79H161ZM200 80V79H199ZM202 80V79H201ZM200 80V81H201ZM38 81H40V80H38ZM67 81V80H66ZM89 81V80H88ZM91 81H93V80H91ZM91 81L90 82H88L89 84V86L91 85V87H92V84H91ZM94 81V82H95ZM154 81H153V83H154ZM164 81V80H163ZM231 81V80H230ZM254 81H256V82H254ZM70 82H71V80H70ZM81 82V81H80ZM79 82V83H80ZM86 82V83H85ZM93 82V83H94ZM96 82H98V81H96ZM95 82V84H99V83H96ZM156 82V81H155ZM220 82L221 83H223V87H225V88H221V85H220ZM227 82V81H226ZM225 82V83H226ZM2 83H4V82H2ZM10 83H12V82H10ZM102 83V82H101ZM100 83V84H101ZM152 82H150V84H153ZM74 84V83H73ZM94 84V85H95ZM114 84V85H115ZM228 84V83H227ZM234 84H235V82H234ZM264 84V83H263ZM54 85V84H53ZM61 85H62V81H61ZM166 85V84H165ZM201 85V84H200ZM238 85V84H237ZM236 85V86H237ZM73 86V85H72ZM83 86V85H82ZM96 86V85H95ZM98 86V85H97ZM148 86V85H147ZM159 86V85H158ZM259 86V85H258ZM257 86V87H258ZM10 87V86H9ZM61 87V86H60ZM87 87V86H86ZM110 87H112V88H110ZM234 87V86H233ZM263 87V86H262ZM262 87H260V88H262ZM7 87H5V89H6ZM89 88V87H88ZM147 87H145V89H146ZM149 88L150 87H148V89H147V91H149ZM229 88V89H228ZM1 89H2V87H1ZM4 89V88H3ZM4 89V90H5ZM8 89V88H7ZM78 89H79V87H78ZM82 89V88H81ZM85 89H87V88H85ZM95 89V88H94ZM108 89H112V91L110 90V94H108V92L107 91H109ZM164 89V88H163ZM225 89V90H224ZM258 89V88H257ZM9 90H10V88H9ZM9 90H7V91H9ZM77 90V89H76ZM97 90V89H96ZM156 89H154V91H155ZM162 90V89H161ZM170 89H168V91H169ZM172 90V89H171ZM221 90V91H220ZM234 90H235V88H234ZM1 91V90H0ZM66 91H69V90H66ZM115 91H116V93H115ZM163 91V90H162ZM167 91V92H168ZM264 91V90H263ZM71 92V91H70ZM146 91L144 90V93H145ZM152 92V90L150 91V93ZM256 92V91H255ZM1 93L2 92H0V95H1ZM149 93V94H150ZM155 93V92H154ZM157 93V92H156ZM155 93V94H156ZM163 93H166V92H164L163 91ZM173 92H171V93H169L168 95H170V94H172ZM85 94V93H84ZM107 94H108V97L110 96L111 98H108L107 97ZM113 95V97H112V95ZM146 94V93H145ZM145 94H142V96L144 95V98H145ZM148 94V95H149ZM159 94V93H158ZM180 94V93H179ZM250 94V93H249ZM255 94V93H254ZM264 94V93H263ZM147 95V94H146ZM151 95L153 96L154 94H153V92L151 93ZM160 95V94H159ZM167 95V94H166ZM186 95V94H185ZM243 95V96H242ZM253 95V94H252ZM198 96H199V94H198ZM251 96V95H250ZM2 97V96H1ZM3 97H4V95H3ZM68 97V96H67ZM91 97V98H90ZM162 97V96H161ZM161 97H159V98H161ZM164 97H166V96H164ZM163 97V98H164ZM168 97V96H167ZM170 97H172L173 99H176V96H175V98L173 97V96H170ZM169 97V98H170ZM185 97H187V96H185ZM201 97V96H200ZM204 97V98H205ZM239 97H243V99L242 100H240L241 102L243 101V100H245V101H243L241 104L239 103V101H237V99H239ZM147 98V97H146ZM154 97H152V99H153ZM179 98V97H178ZM196 98V97H195ZM204 98H202V99H204ZM247 98V97H246ZM110 99V100H109ZM167 99V102H168V98H166ZM171 99V98H170ZM186 99V98H185ZM184 99V100H185ZM199 99H201V98H199ZM199 99H198V101H199ZM82 100V99H81ZM80 100V101H81ZM144 100H146V99H144ZM150 100V99H149ZM155 100V99H154ZM177 100V99H176ZM188 100H190V99H188ZM196 100V99H195ZM194 100V101H195ZM3 101H4V99H3ZM3 101H2V103H3ZM79 101V102H80ZM86 101V100H85ZM92 101V100H91ZM147 101H148V98H147ZM146 101V102H147ZM153 100H151V102H152ZM191 101H193V100H191ZM197 101V100H196ZM203 101V100H202ZM225 101V102H224ZM5 102V101H4ZM82 102V101H81ZM88 101H86V105H82V106H84L83 107V112L84 111H86L85 110V108H87V104H89V103H87ZM144 102V101H143ZM142 102V103H143ZM149 102V101H148ZM151 102H149V105L151 104ZM163 102H166V100H164ZM163 102H161L162 104H164ZM180 102V101H179ZM184 102V101H183ZM186 102V101H185ZM189 102V101H188ZM1 103V104H2ZM92 103V102H91ZM145 103V102H144ZM172 103H173V100H172ZM178 103V102H177ZM5 104V103H4ZM77 104V103H76ZM153 104V103H152ZM155 104V103H154ZM162 104H161V106H162ZM174 105H175V103H173ZM172 104V105H173ZM3 105V104H2ZM1 105V106H2ZM173 105V106H174ZM177 105V104H176ZM187 105V104H186ZM155 106V105H154ZM159 106H160V104H159ZM160 106V107H161ZM245 106V105H244ZM75 107V106H74ZM88 107H89V105H88ZM187 107V106H186ZM218 107H220L221 109L219 110L218 109ZM69 108V107H68ZM76 108H78V107H76ZM153 108V107H152ZM175 108V107H174ZM73 109V108H72ZM88 109H90V108H88ZM95 109V110H96ZM154 109V108H153ZM157 109V108H156ZM172 109V108H171ZM170 109V110H171ZM176 109V108H175ZM179 109V108H178ZM247 109V108H246ZM248 109H250V108H248ZM255 109V108H254ZM160 110V109H159ZM164 110V109H163ZM186 110V109H185ZM252 110V109H251ZM256 110V109H255ZM258 110V109H257ZM256 110V111H257ZM74 111V110H73ZM138 111V112H137ZM145 111V110H144ZM143 111V112H144ZM152 111H155V110H152ZM172 111V110H171ZM170 111V112H171ZM174 111V110H173ZM205 111V110H204ZM246 111V110H245ZM81 112H82V109H81ZM81 112L80 113H78V115L80 114V116L81 115H84L83 113L81 114ZM88 112V111H87ZM93 112H96V111H93ZM161 112H162V110H161ZM165 112V111H164ZM164 112H162V113H164ZM175 112H177L176 110H175ZM182 112V111H181ZM246 112H249V111H246ZM245 112V113H246ZM85 113V112H84ZM97 113V112H96ZM136 113H138L137 115H136ZM206 113H208V112H206ZM252 113H253V110H252ZM251 112H250V114H252ZM73 114V113H72ZM87 114V113H86ZM89 114H90V111H89ZM91 114H92V109H91ZM97 114H99L98 116H100L101 115V117H103L105 114L103 113V116H102V113H101V111L100 112H98ZM96 114V115H97ZM144 114V113H143ZM183 114V113H182ZM185 114V113H184ZM188 114H189V111H188ZM76 115V114H75ZM77 115V118L78 117H80V116H78ZM88 115V114H87ZM96 115H94V117L96 116ZM154 115H155V113H154ZM161 115V114H160ZM160 115H158V116H160ZM169 115V114H168ZM172 116L174 115L173 113L171 114ZM177 115V114H176ZM176 115L175 116H173V118L174 117H176ZM204 115V114H203ZM92 116V115H91ZM97 116V117H98ZM157 116V117H158ZM170 116V115H169ZM171 116V117H172ZM208 116V115H207ZM243 116V115H242ZM241 116V117H242ZM76 117V116H75ZM148 117V116H147ZM154 117V116H153ZM156 117V118H157ZM167 117V116H166ZM183 117H185V116H182V118ZM189 117V116H188ZM72 118H74V117H72ZM86 118H88V117H86ZM155 118V119H156ZM161 118V117H160ZM89 119V118H88ZM88 119H85V120H88ZM91 119V118H90ZM89 119V120H90ZM93 119V118H92ZM159 119V118H158ZM167 119V118H166ZM175 119V118H174ZM176 119H178V118H176ZM82 120L84 121V119L82 118ZM106 120V119H105ZM104 120V121H105ZM169 120V119H168ZM207 120V119H206ZM75 121V120H74ZM155 121V120H154ZM159 121V120H158ZM172 121V120H171ZM180 121H181V119H180ZM180 121H178V122H180ZM183 121V120H182ZM187 121V120H186ZM205 121V120H204ZM243 121V120H242ZM245 121V120H244ZM76 122V121H75ZM77 122H79V121H77ZM165 123H166V121H164ZM207 122V121H206ZM72 123V122H71ZM84 123V122H83ZM172 123V122H171ZM177 123V122H176ZM181 123V122H180ZM179 123V124H180ZM189 123V122H188ZM198 123H199V120H198ZM102 124V123H101ZM107 124V123H106ZM179 124H175V125H179ZM186 124V123H185ZM195 124H197V123H195ZM204 124V125H205ZM229 124V125H228ZM233 124H234V122H232L231 123V125L233 126ZM73 125V124H72ZM80 125V124H79ZM150 125V124H149ZM165 125V124H164ZM172 125V124H171ZM184 125V124H183ZM188 124H186V126H187ZM199 125V124H198ZM240 125V126H239ZM70 126V125H69ZM151 126V125H150ZM167 126H168V124H167ZM173 126V125H172ZM245 126V125H244ZM66 127V126H65ZM99 127V126H98ZM161 127H162V125H161ZM161 127H159V128H161ZM148 128V127H147ZM150 128V127H149ZM168 128V127H167ZM171 128V127H170ZM169 128V129H170ZM174 128V127H173ZM184 128H186V127H184ZM193 128H194V126H193ZM195 128H197L196 126H195ZM199 128V129H200ZM221 128H223V129H226V130H223V131H225L226 133H224V132H222L221 130V132H222V134H223V136L224 135H226V137L227 136H229V137H227V138H224L223 136H221L222 137V139L220 140L218 137L216 138V140L218 141V145L217 144H212V143H210V141L208 140V138H207V136H209V133H210V136L212 135H214L215 133H217V134H219L218 133V131H219V129H221ZM64 129V128H63ZM99 129V128H98ZM158 129V128H157ZM179 129V128H178ZM198 129V130H199ZM231 129V130H232ZM241 129V130H240ZM70 130V129H69ZM106 130H107V128H106ZM105 130V131H106ZM151 130V129H150ZM159 130V131H160ZM173 130V129H172ZM174 130H177V129H174ZM182 130V129H181ZM183 130H185V129H183ZM191 130H193V129H191ZM196 130V129H195ZM194 130V131H195ZM60 131V130H59ZM65 131V130H64ZM139 131H141V132H143L144 133V135H146L147 134V138H146V140H145V142L147 141V143H145V145H146V148H145V145L143 146L142 144H143V142L144 141H142L141 140V136H142V138L144 137V135L142 134V133H140ZM168 132V131H167ZM175 132V131H174ZM177 133H178V130L176 131ZM181 131H179V133L178 134H181L180 133ZM197 132V131H196ZM211 132L212 133H214V134H211ZM59 133V132H58ZM103 133V132H102ZM101 133V134H102ZM166 133V132H165ZM171 133H173V132H171ZM176 133V134H177ZM190 133V134H191ZM194 133V132H193ZM231 133H234L233 131L231 132ZM100 134V133H99ZM169 134V133H168ZM167 134V135H168ZM235 134H234V139H235ZM246 134V135H245ZM58 135V134H57ZM166 135V134H165ZM166 135V136H167ZM172 136V135H171ZM183 136V135H182ZM209 136V139L211 138ZM250 136V135H249ZM173 137V136H172ZM233 137V136H232ZM145 138V137H144ZM171 138V137H170ZM198 138V137H197ZM213 138V137H212ZM211 138V139H212ZM237 138H236V140H237ZM261 138H262V136H261ZM182 139V138H181ZM210 139V140H211ZM213 139H215V137L213 138ZM224 139H226V140H224ZM232 139V138H231ZM230 139V140H231ZM234 139H232V141L231 142H229L228 144H231V143H233V141H235V142H237L236 140H234ZM142 142H141V141ZM164 140V139H163ZM170 140V139H169ZM183 140V141H184ZM224 140V141H223ZM249 140H251V139H249ZM258 140H260V139H258ZM156 141H158V140H156ZM165 141H163V143L165 142ZM176 141H177V139H176ZM182 141V140H181ZM192 141H194V144H193V142ZM257 141V140H256ZM262 141V140H261ZM103 142V141H102ZM142 144H141V143ZM170 142V141H169ZM168 142V143H169ZM173 142V141H172ZM174 142H175V140H174ZM234 142V143H235ZM239 142V141H238ZM251 142V141H250ZM139 143L143 146V147H140L141 149H143V148H145L144 149V151L142 152V151H140L141 149L139 148ZM176 143H178V142H176ZM181 143H184V142H181ZM180 143V144H181ZM239 143V144H240ZM258 143V142H257ZM261 143V142H260ZM264 143V142H263ZM159 144V145H158ZM179 144V143H178ZM185 144V143H184ZM184 144L182 145L181 144V146H183L184 147ZM254 144H256V142L254 143ZM139 145V146H138ZM164 145V146H163ZM195 145V146H194ZM233 145V144H232ZM231 145V146H232ZM235 145H236V143H235ZM250 146V148H249V146ZM260 145V144H259ZM262 145V144H261ZM166 146V147H165ZM231 146H229V147H231ZM258 146V145H257ZM138 147V149H137V151H136V148ZM232 147H235L234 145L232 146ZM231 147V148H232ZM259 147V146H258ZM175 148V147H174ZM262 148V147H261ZM263 148H264V146H263ZM262 148V149H263ZM192 149H194L195 150V152H194V150H192ZM232 149H234V148H232ZM242 149V148H241ZM254 149H255V147H254ZM178 150V151H177ZM193 152H192V151ZM219 150V149H218ZM246 150V151H245ZM258 150V149H257ZM264 150V149H263ZM244 151V152H243ZM253 151H256V150H253ZM260 151V150H259ZM136 152H140L139 154H141V156L139 157L137 154H136ZM194 153L195 154V157H194V154L192 155V153ZM220 152H222V151H220ZM222 152V153H223ZM228 152V153H229ZM250 152H247V154L249 155V153ZM132 153H133V155L134 154H136V157H138L137 159H135L134 160V158H136V157H134V158H132L131 157V159H133L134 161H135V163L133 162V160L131 161V162H133V164H130V165H128L129 164V159L128 160H125L126 159V156L128 155V157L130 156V154L132 155ZM227 153V154H228ZM235 153L237 154V155H235ZM252 153V152H251ZM263 153V152H262ZM226 154V153H225ZM256 153H252V156L253 155H255ZM258 154H261V153H259L258 152ZM257 154V155H258ZM177 155H182V157H183V159L185 160L184 162H186V161H190V160H187V159H185L186 157L188 158V159H192V157H194V158H196V162H198V161H201V162H198V164H197V168H198V177H197V175H195L194 176V179H193V177H192V181H190L189 182V176H190V173L192 172V174H194L193 172V168H195V167H193V168H191L190 166H189V164L191 165V163H194L193 161H191V163L190 162H187L188 164H187V166H189V167H187V169H185L184 167H182V166H184L185 164H184V162H182L183 164H182V168H184V172H182L183 170H179V172L180 173H178V172H175V174H181V172H182V174L181 175H178V176H176V175H170V174H172V170L173 169H175V168H177V167H175V166H177L178 165V160L180 159H178L177 160V158L179 157H177ZM199 156H201V160H199ZM125 157V159H123ZM249 157H251V155H249L248 156V158ZM104 158V157H103ZM193 158V159H194ZM253 158V157H252ZM251 158V159H252ZM255 158V157H254ZM264 158V157H263ZM151 159H153V160H151ZM125 160V162H123ZM147 160L149 161L150 160V162L151 161H153L154 162V160H156L157 162H155V163H157L158 165L157 166H160V167H162V170L163 171H165V173L163 174L164 175V177H163V175L162 176H160V177H163V179L161 180L162 181V184H163V186L162 185H160V188H161V186L163 187V188H159L158 187V185L155 183L154 184V180L156 179H154V180H151V181H153V183H148V182H151V181H149V180H147V182H145V180L146 179H144V182H142L141 181V185H139L137 182H139V181H137L140 177H139V175H140V173H137L136 171H138V170H136L138 167H140V165H138V164H140L141 162H147ZM195 160V159H194ZM225 160V159H224ZM228 160V159H227ZM248 160H250V159H248ZM127 161V162H126ZM183 161V160H182ZM254 161H255V159H254ZM106 162V161H105ZM178 162V163H177ZM195 162V163H196ZM223 161H221L220 160V162H218V164L219 163H222ZM228 162V161H227ZM246 163V164H244L243 165V163ZM247 162H248V164H247ZM125 163H127V167H124L123 165L125 164ZM152 163V162H151ZM192 164L193 166L194 165H196V164ZM200 163V164H199ZM123 164V165H122ZM142 164V163H141ZM148 164V163H147ZM177 164V165H176ZM209 164V165H208ZM218 164H216V165H218ZM222 164H224V163H222ZM181 164H179V166H180ZM245 165H246V167H245ZM124 168H123V167ZM138 166V167H137ZM156 166V165H155ZM157 166H156V169H158L157 168ZM178 166V167H179ZM208 166H210V168L212 167V169L211 170H209L210 168L208 167ZM213 166H214V168H213ZM220 166H222V165H220ZM175 167V168H174ZM180 167V168H181ZM223 167L224 166H222V171H225V168L223 169ZM245 167V168H244ZM191 168V170L192 171H190L189 169ZM208 168V169H207ZM221 168V167H220ZM243 168L244 169H248V168H250L249 169V171L250 170H253V172H256L257 171V177H256V179H254L253 178V172L250 174L248 171H246V172H248L249 174V177H251V178H249L250 179V184H249V182H247L248 180H246V174L247 173H245V172H243L244 170H243ZM161 170V169H160ZM195 170V172H196V168L194 169ZM206 170H209V171H206ZM218 170H220V174H222V177H223V175H224V177H223V180H220L222 177L218 174L219 172H218ZM140 171V170H139ZM162 171V172H163ZM174 171V170H173ZM178 171V170H177ZM215 171H217L218 173H215ZM132 175H130L129 173ZM197 172H196V174H197ZM202 172V173H201ZM209 172V173H208ZM251 172V171H250ZM114 173V174H115ZM135 173H137V174H139V175H137L138 177H136L135 176ZM157 173V172H156ZM224 173V172H223ZM245 174V176H243V175H240V174ZM124 174V173H123ZM192 174H191V176H192ZM219 175L217 178H216V176L217 175ZM230 174H232L233 176H234V174H237V177H232V175H230ZM128 175H130V176H128ZM160 175V174H159ZM170 175V176H169ZM252 175V176H251ZM114 177H115V175H113ZM236 176V175H235ZM255 176H256V174H255ZM117 177V176H116ZM159 177V178H160ZM205 177H207V179L209 178L210 180H209V183H207L208 182V180H206L205 182L207 183V184H209V185H207L208 186V188H206V183H203V181L204 180H202V179H206ZM221 177V178H220ZM136 178H138V179H136ZM197 180H196V179ZM218 178H219V180H218ZM248 178V177H247ZM113 179V178H112ZM126 179H128V180H126ZM140 179H142V178H140ZM158 179V178H157ZM190 180H191V178H190ZM125 181H127V184H126V182ZM238 181H240V183L238 182ZM103 183V182H102ZM143 183H145V184H143ZM240 184V186H238L239 184ZM242 183V184H241ZM190 184V185H191ZM104 185V184H103ZM190 185H189V187L188 188H190ZM257 185V186H256ZM193 186H192V188H193ZM24 188V187H23ZM22 188V189H23ZM206 188V189H205ZM193 189H195V188H193ZM196 189L194 190L195 192H196ZM128 190V189H127ZM189 190H191V193H194V192H192L193 190L192 189H187V191L186 192H188ZM239 191H241V193L239 192ZM243 192V193H242ZM128 193V192H127ZM181 193V194H180ZM197 193V192H196ZM196 193H195V196H196ZM188 194H189V192H188ZM27 194L25 193V196H26ZM97 195V194H96ZM29 196V195H28ZM185 196V195H184ZM186 197V196H185ZM184 197V198H185ZM191 197H193V195L191 194ZM191 197H190V199H191ZM30 198H31V196H30ZM183 198V197H182ZM182 198L180 199L181 201H182ZM17 199H19V198H17ZM16 199V200H17ZM23 199V198H22ZM22 199L19 201L20 203H21V201H22ZM188 199H189V196H188ZM187 199V200H188ZM189 199V200H190ZM193 199V198H192ZM31 200H32V198H31ZM99 200H100V198H99ZM184 200H186V199H184ZM263 201V200H262ZM18 202V201H17ZM24 202H28V204H29V200H27V201H24ZM183 202V201H182ZM181 202V203H182ZM193 202H194V200H193ZM264 202V201H263ZM178 203H179V201H178ZM188 203V202H187ZM99 204H102V203H99ZM176 205H178L177 204V201H176V203H175ZM194 204H195V202H194ZM193 204V205H194ZM37 205V204H36ZM97 205V204H96ZM169 205V206H168ZM179 205H180V203H179ZM183 205V204H182ZM198 205V206H199ZM102 206V205H101ZM166 206H168V207H166ZM181 206V205H180ZM263 207H264V204L262 205ZM97 207H98V205H97ZM183 207V206H182ZM191 207H193V206H191ZM37 208V207H36ZM87 209V208H86ZM88 209H90V208H88ZM87 209V210H88ZM97 209V208H96ZM101 209H104V208H99V210H101ZM153 210V211H156V210ZM200 209V208H199ZM20 210H22V209H20ZM75 210V209H74ZM85 210V209H84ZM84 210H78L77 211V213L79 212V211H81V214H82V211H84ZM87 210H85V211H87ZM98 210V209H97ZM97 210H89V211H87V212H83V214H84V217H86L85 215H88L89 213H91L92 215H90L89 214V218L88 219H82V220H78V221H76V222H73L74 224L72 225V226H70V223H69V220H71V218H74L77 214L76 213H72L68 218H66V219H62L63 218V216L61 217V219H62V221H61V219L59 218V220L61 221V225H59L57 228L59 229V231L57 232L56 230V233L55 234H58V235H56V237L55 238H52V239H50L53 235H51L52 233H48V237H47V239H46V241L45 240H42L44 237H46V235L44 236V234L43 235H40L39 237V239H40V241L42 240L43 241V243L42 242H39V240L38 239H36L37 240V242H39V243H37V244H39L38 246H35L34 245V249L31 251V249H32V245H31V247H29V248H26V249H30V253H32L33 255H31V256H34L35 257V259H34V261L31 263V264H44V262H45V264H170V263H172L171 261H170V259H173V257L171 256L172 254L171 253H175V252H169L168 251V247L167 248H165V249H167L166 251H168L167 253L165 252V250L164 251H162L163 250V246L165 247V245H164V241L162 242L163 243V246H161V240H156V239H158L156 236L154 237V238H156V239H154V238H148V237H145L146 236V234H145V236H144V232L146 231V229H147V227H148V224L150 223V221H151V216H149L150 214H149V212H148V214H144L145 216H142V217H137L133 222H131V223H125V221H123V219L122 220H117L116 219V224H115V221L113 222L114 223V225H110L111 227H113V226H117L118 228H120V230H121V232L123 233V234H125L126 236H128L127 234H129V235H131L130 237L128 236V238L127 239H129V240H127V241H123V242H119L118 241V239H117V237H115V235L117 236V232L115 233V235L113 234V233H111V231H110V229H113V228H110V226H108L109 225V223H110V221H108V218L106 219V217H104V210H103V212L102 213H100V211H97ZM107 210V209H106ZM69 211V210H68ZM102 211V210H101ZM108 211V210H107ZM198 211V210H197ZM21 212V211H20ZM125 212V211H124ZM147 212V211H146ZM186 212V211H185ZM189 212V211H188ZM108 213V212H107ZM143 213H144V211H143ZM69 214V212L66 214V215H68ZM79 214V213H78ZM138 214V213H137ZM166 214V213H165ZM168 214V213H167ZM190 214V213H189ZM65 214H64V216H66ZM80 215V214H79ZM106 215V214H105ZM83 216V215H82ZM141 216V215H140ZM187 216V215H186ZM81 217V216H80ZM153 217H157V216H153ZM184 218V217H183ZM75 219V218H74ZM77 219H79V218H77ZM76 219V220H77ZM157 220L158 219H160V218H156ZM156 219H154V220H156ZM182 219V218H181ZM59 220H57V221H59ZM156 220V221H157ZM161 220V219H160ZM247 220L250 222V224L251 225H249L248 227H241V229L238 227H236L238 224H241V222H245L246 224L244 225L243 223V225L244 226H247V224H249L248 222H247ZM56 221V222H57ZM6 222V221H5ZM9 222V221H8ZM71 222V221H70ZM109 222V223H108ZM152 222H153V219H152V221H151V224H152ZM155 222V221H154ZM153 222V223H154ZM159 222V221H158ZM158 222H156V223H158ZM161 222V221H160ZM186 222V221H185ZM12 223V222H11ZM60 223V222H59ZM188 223V222H187ZM207 223H208V221H207ZM3 224V223H2ZM16 224V223H15ZM14 224V225H15ZM55 224V223H54ZM54 224H53V226H54ZM58 223H56L55 225H57ZM69 224V225H68ZM6 225V224H5ZM7 225H8V223H7ZM6 225V226H7ZM69 227L70 226V228L69 229H65L67 226ZM203 225V224H202ZM11 226V225H10ZM65 226V227H64ZM165 226V225H164ZM166 226H167V224H166ZM173 226V225H172ZM187 226H189L188 224H187ZM186 226V227H187ZM1 227V226H0ZM3 228H4V226H2ZM63 227H64V230H63ZM163 227V226H162ZM197 227V226H196ZM10 228V227H9ZM8 228V230H10ZM110 228V229H109ZM115 228V227H114ZM148 228H150V227H148ZM155 228V227H154ZM172 228V227H171ZM184 228H185V226H184ZM193 228V227H192ZM201 228H202V226H201ZM5 229V228H4ZM7 229V228H6ZM49 229V228H48ZM51 229V228H50ZM53 229V228H52ZM51 229V230H52ZM57 229V230H58ZM239 229H240V231H239ZM261 230L262 232H260V233H262V236H261V238H260V236H259V238H258V236H257V233H259L258 232V230ZM0 230H1V228H0ZM50 230V231H51ZM115 230V229H114ZM158 230V229H157ZM195 230V229H194ZM208 230V229H207ZM238 230V231H237ZM259 230V231H260ZM2 231V230H1ZM7 231V230H6ZM5 230H3L2 232H6ZM42 231V230H41ZM49 231V230H48ZM113 231V230H112ZM148 231V230H147ZM153 231V230H152ZM156 231V230H155ZM162 231H163V229H162ZM165 231H166V229H165ZM171 231V230H170ZM189 231H192L193 232V230H189ZM205 231V230H204ZM1 232V233H2ZM43 232V231H42ZM53 232V231H52ZM119 232V231H118ZM161 232V231H160ZM196 232V231H195ZM198 232H199V230H198ZM8 233H9V231H8ZM147 233V232H146ZM153 233V232H152ZM165 233V232H164ZM181 233V232H180ZM191 233V232H190ZM3 234V233H2ZM40 234V233H39ZM45 234H47V233H45ZM111 234H113V237H112V235ZM168 234H169V232H168ZM196 234H198L197 232H196ZM38 235V234H37ZM50 235H51V237H50ZM150 235H151V233H150ZM154 235V234H153ZM161 235V234H160ZM119 236H120V234H119ZM161 236H163V235H161ZM5 237V235L2 237V238H4ZM123 237V236H122ZM121 237V238H122ZM188 237V236H187ZM2 238H0V241H1V239ZM5 238H7V236L5 237ZM5 238L3 239V241L5 240ZM38 238V237H37ZM42 238V239H41ZM160 238V237H159ZM181 238V237H180ZM184 238V237H183ZM182 238V239H183ZM186 238V237H185ZM189 238V237H188ZM187 238V239H188ZM196 238V237H195ZM35 239V238H34ZM45 239V238H44ZM161 239V238H160ZM191 239V238H190ZM36 240H35V242H36ZM120 240V239H119ZM124 240V239H123ZM181 240V239H180ZM196 240V239H195ZM2 241V242H3ZM168 241V240H167ZM1 242V243H2ZM6 242L8 243V241L6 240ZM30 242V241H29ZM166 242V241H165ZM178 242V241H177ZM181 242V241H180ZM192 242V241H191ZM196 242V241H195ZM7 243H5V244H3L4 245V247L6 246H9V245H12L10 242V244L9 245H7ZM17 242H15V243H13L14 245V247L17 245L16 244ZM26 243V242H25ZM31 243V242H30ZM176 243V242H175ZM201 243V244H200ZM23 244V243H22ZM171 244V243H170ZM174 244V243H173ZM177 244V243H176ZM178 244H180V243H178ZM190 244V243H189ZM2 245V244H1ZM3 245H2V247H3ZM19 245V244H18ZM17 245V248L15 249L13 246V248L14 249H10L9 251H8V247L6 248V250L8 251H6L7 252V254L6 253H4L3 252V249H2V247H0V264H2V263H4V262H7V264H28L27 263V261L29 262L30 260H33L32 259V257L31 258H29L30 260H28L27 259V257L26 256H21V257H17V258H13L12 256H15L17 253L19 254V250L21 249L19 246L21 245V243H20V245L18 246ZM29 245V244H28ZM182 245V244H181ZM194 245H196V244H194ZM197 245V246H198ZM27 246V245H26ZM176 246V245H175ZM22 247V246H21ZM23 247H25L24 245H23ZM23 247H22V249H23ZM172 247V246H171ZM9 248H11V247H9ZM175 248V247H174ZM182 248V247H181ZM199 248V247H198ZM172 249V248H171ZM186 249V248H185ZM177 250V249H176ZM4 251H5V249H4ZM26 251V250H25ZM101 251V252H100ZM161 251V252H160ZM172 251V250H171ZM178 251V250H177ZM191 251H192V248H191ZM29 252V251H28ZM28 252H27V254H28ZM188 252V251H187ZM20 253H21V251H20ZM168 253H170V254H168ZM24 254H26V253H24ZM177 254V253H176ZM176 254H174L175 256H176ZM180 254V253H179ZM188 254H189V252H188ZM42 255H44V257H42ZM186 255V254H185ZM18 256V255H17ZM169 256H171L172 258H170ZM174 256V257H175ZM182 256V255H181ZM187 256H189V255H187ZM10 257H11V259H13V260H8V258L10 259ZM16 257V256H15ZM37 257V258H36ZM39 257V258H38ZM179 256H176V258H178ZM170 258V259H169ZM186 258V257H185ZM42 259V260H41ZM190 259V258H189ZM177 260V259H176ZM187 260V259H186ZM261 260V259H260ZM259 260V262L260 263H258L257 262V264H263L264 263V259H262V261H260ZM169 261H170V263H169ZM185 260H183V262H184ZM173 262H174V260H173ZM180 262V261H179ZM262 262V263H261ZM176 263H178V262H175V264ZM181 263V262H180ZM185 263V262H184ZM5 264V263H4ZM185 264H188V262H186Z\"/></svg>",
    "mask_w": 264,
    "mask_h": 264
}]
</instances>
